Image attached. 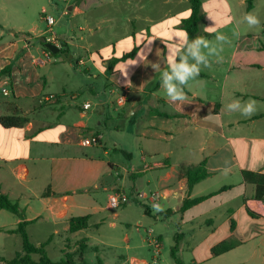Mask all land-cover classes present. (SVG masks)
Here are the masks:
<instances>
[{
    "label": "crops",
    "instance_id": "1",
    "mask_svg": "<svg viewBox=\"0 0 264 264\" xmlns=\"http://www.w3.org/2000/svg\"><path fill=\"white\" fill-rule=\"evenodd\" d=\"M201 2L200 36L215 41L220 32L231 42L223 46V62L213 59L211 67L202 68L185 87L183 110L168 101L161 73L167 68L169 47L176 43L173 38L185 31L182 22L191 14L190 0H74L67 15L78 19L76 28L84 35L71 28L48 40L65 41L70 57H54L40 44L28 45L30 39L44 36L43 31H26L22 26L12 31L0 24V71L12 67L0 87L16 96L8 106L11 96L1 94L0 116L18 108L29 118L23 128L7 129L0 123V189L25 190L14 201L20 204L26 198L20 206L30 222L27 229L39 221L51 224L52 240L70 232L73 217L88 215L90 228L99 226L109 209L102 206V196L109 198L119 190L133 196L138 191L159 192L166 201L162 213L178 215L180 226L197 218H202L200 225L206 220L210 232L205 237L213 241L208 249L214 258L212 249L223 241L213 240L218 225L206 215L211 210L228 208L231 231L236 212L229 205L242 199L243 211L249 207L256 214L247 213L252 222L264 224L260 210L264 201L256 200L255 187L242 175L244 170L264 173V0ZM44 12L48 13L45 8ZM250 12L259 17L258 28L243 22ZM206 27L214 31H205ZM26 32L32 36H17ZM133 50V57L109 69L110 62ZM156 62L161 70L155 72L151 65ZM83 71L90 84L79 75ZM123 92L126 104L117 109L118 93ZM81 96L86 98L80 102ZM233 100H255V114L244 117L227 111ZM86 103L89 110L83 109ZM93 134L101 136L100 144L82 146L81 139ZM201 163L210 176L189 189L185 171ZM3 171L14 183L5 180ZM109 174L113 180L106 185ZM48 190L52 194L43 197ZM212 193L216 195L182 210L186 199ZM173 201L177 203L171 207ZM6 211L0 210V215L8 217ZM95 216L100 217L93 222ZM19 222L15 215L10 227L0 229H13ZM126 262L148 264L145 259Z\"/></svg>",
    "mask_w": 264,
    "mask_h": 264
},
{
    "label": "rangeland",
    "instance_id": "2",
    "mask_svg": "<svg viewBox=\"0 0 264 264\" xmlns=\"http://www.w3.org/2000/svg\"><path fill=\"white\" fill-rule=\"evenodd\" d=\"M44 8L57 20L53 33L48 31L49 27L42 19L41 12ZM63 9L64 4L61 0H0V24L12 31H16L20 26L26 31H43L47 42L51 40L54 33L64 35L71 28L74 29L75 34L84 35V32H79L76 28L77 18H72L70 15L61 16ZM37 43V38L28 41L29 46ZM82 44L85 45V42ZM79 75L85 78L87 84H90V79L84 71L79 72ZM84 98L86 96H81L79 101H83ZM109 135L111 136V132ZM113 154L111 151L112 156ZM2 176L7 182L14 183L13 178L6 171L2 172ZM10 185L13 186L12 183ZM3 191L8 193L13 200H17L25 193V190ZM102 197V206L106 208L108 197ZM25 202L26 198L20 202L21 206ZM164 202L166 201L162 199L160 205L162 206ZM176 203L177 201L171 202V207ZM229 206L236 212L233 217L237 229L233 236L229 237L231 231L226 223L229 214L225 205H220L206 214L213 217L218 225L213 240L232 241L235 246L230 252L216 258L210 256L208 249L213 241L205 237V234L210 232L206 220H203L200 225L202 218H197L193 222L180 226L181 221L178 215L168 217L162 211L156 212L153 208H150L151 215H146V207L135 201L119 209H105L104 217L107 218L99 226L77 233L67 232L54 236L46 246L47 254L55 262L64 257L63 251L76 254L75 258H77L80 252L79 244L86 239L89 247L85 257L91 263L96 262L99 255L107 264H130L126 262L127 259L129 261L145 259L148 264H175L172 254L176 250L178 258L185 264H264V224L258 225L256 221L252 222V219L242 209V199L234 200ZM260 208L264 212L263 207L260 206ZM115 212H118V217L114 216ZM6 214L8 217L0 215V226L10 227L15 215L9 211H6ZM99 217L95 216L93 222ZM111 222H115L116 226H111ZM60 229L62 230V226ZM53 230L54 227L51 224L39 221L31 224L27 232L30 241L39 246L49 240ZM150 231L153 236L161 238L158 254L153 247L148 245L147 237ZM22 250L23 240L19 234L0 233V255L13 259ZM33 258L36 261L39 260L38 256ZM0 264L7 263L1 262Z\"/></svg>",
    "mask_w": 264,
    "mask_h": 264
},
{
    "label": "trees",
    "instance_id": "3",
    "mask_svg": "<svg viewBox=\"0 0 264 264\" xmlns=\"http://www.w3.org/2000/svg\"><path fill=\"white\" fill-rule=\"evenodd\" d=\"M191 3V14L188 18L183 20V28L185 31L189 34L190 38L200 36V25L202 21V2L201 0H190ZM0 27H2L0 25ZM212 33H209L208 36H212ZM18 37H30L32 36L31 33H19L17 34ZM37 44H40L45 50L50 52V54L54 57H61V55L66 56L69 51H63L62 49L54 54L52 53L47 47H46V38L44 36L37 38ZM64 43H66L64 41ZM67 44V43H66ZM136 53V50H133L130 53L125 54L120 59H114V61L110 62V70L112 67L121 60H126L131 57H133ZM12 74V67L11 65H7L0 71V84L3 81L5 77H10ZM1 89H0V103H1ZM3 95V94H2ZM4 96V95H3ZM11 97L10 102L6 103V105H12L13 101L16 99V96L14 94L10 95ZM0 123L4 128L11 129V128H23L29 123L28 116H25L22 114L21 110L18 108H14L12 110V114L10 115H2L0 116ZM243 179L245 183L253 185L256 189V200L264 201V173L261 172H255V171H249L244 170L242 172ZM185 176L188 181V188L192 189L197 183L200 181L206 179L210 176L209 172L206 169L205 163H201L196 166H192L188 168L185 171ZM226 188H223L222 190H225ZM52 193L50 190L48 192L43 194V197L50 196ZM55 196H59L58 194H55ZM216 193L209 194L207 196H202L194 199H186L183 202L182 210L185 211L189 209L190 207H193L213 196H215ZM145 206V205H144ZM145 213L147 215H150V208L148 206H145ZM0 210H7L14 215H16L20 222L18 225L13 229H0V232L6 231L10 234H19L23 240V250L13 258V259H7L6 257L0 255V263L6 262L7 264H107L100 256H97V261L94 263L88 262L86 260L85 254L87 253V248L89 247L87 244V240L84 239L80 242V252L78 253V257L76 254H72L66 251H63L64 257L58 261H53L47 254L46 246L51 241L49 239L46 243H42L39 246L33 244L30 241L29 234L27 232V226L29 225V221L26 219V211L23 209L18 201H14L10 198V196L0 189ZM247 213L250 216L255 217L256 214L250 210L249 207L246 208ZM70 225V232L76 233L82 230H87L90 228V216H80V217H73L70 219L69 222ZM236 229V222L234 219L231 220V231H234ZM234 243L232 241H223L216 245L212 249V254L214 256H221L229 251H231L234 248ZM97 251V248H96ZM34 256H38L39 260H34ZM173 259L175 261V264H185L183 261H181L178 256L176 250L173 251Z\"/></svg>",
    "mask_w": 264,
    "mask_h": 264
},
{
    "label": "clouds",
    "instance_id": "4",
    "mask_svg": "<svg viewBox=\"0 0 264 264\" xmlns=\"http://www.w3.org/2000/svg\"><path fill=\"white\" fill-rule=\"evenodd\" d=\"M248 27L258 28L261 21L254 13H246L243 17ZM205 31H214L211 27H206ZM238 36V32L233 33ZM176 43L169 47L167 53V68L161 73V88L164 90L170 103L176 104L180 110L187 100L185 87L190 81L195 80L202 68L211 67L213 59L216 63L223 62V46L231 41L223 33L217 32L215 41L208 40L204 36L189 37L186 31H182L178 37L173 38ZM152 69L161 70L160 62L153 63ZM257 102L248 100L241 103L240 100H233L226 105L229 112H239L244 117H250L255 114ZM227 165V161H225ZM225 174L229 171L227 167L223 169ZM152 208L156 212L164 209L159 203H153Z\"/></svg>",
    "mask_w": 264,
    "mask_h": 264
},
{
    "label": "built area",
    "instance_id": "5",
    "mask_svg": "<svg viewBox=\"0 0 264 264\" xmlns=\"http://www.w3.org/2000/svg\"><path fill=\"white\" fill-rule=\"evenodd\" d=\"M61 2L64 4V9L62 14L67 15L69 13L68 7L70 4L74 2V0H61ZM42 19L47 23L49 27L48 31L53 33V28L57 24V20L55 19V17L47 12H44ZM0 88L4 96L10 95V92L7 88L4 87H0ZM126 100H127L126 92L118 93L116 99L117 109H122L126 104ZM90 108L91 105L89 103H86L83 106V109L85 110H89ZM100 142H101V136L94 134L89 137H84L80 141L81 145L84 147L98 146ZM147 168H150V166H147ZM162 197L163 196L159 192L138 191L133 196L131 194H128L127 192L119 190L109 195L107 206L109 209H119L125 205L130 204L132 201H138L143 205L152 208L154 202L160 204ZM147 238H148V245L150 247H153L155 249L156 254H158L161 247V240L158 237L153 236L151 231L148 232Z\"/></svg>",
    "mask_w": 264,
    "mask_h": 264
},
{
    "label": "water",
    "instance_id": "6",
    "mask_svg": "<svg viewBox=\"0 0 264 264\" xmlns=\"http://www.w3.org/2000/svg\"><path fill=\"white\" fill-rule=\"evenodd\" d=\"M46 47L52 52V53H54V54H56V53H58L61 49L63 50V51H69V47L67 46V44L66 43H64V42H62L61 43V45H57V44H55V43H51V42H47V40H46ZM69 54V53H68ZM67 54V55H68ZM71 55L69 54V57H70ZM112 180H113V176L111 175V174H109L106 178H105V181H104V183L106 184V185H108V184H110L111 182H112Z\"/></svg>",
    "mask_w": 264,
    "mask_h": 264
}]
</instances>
